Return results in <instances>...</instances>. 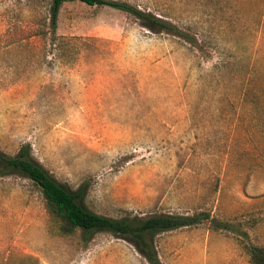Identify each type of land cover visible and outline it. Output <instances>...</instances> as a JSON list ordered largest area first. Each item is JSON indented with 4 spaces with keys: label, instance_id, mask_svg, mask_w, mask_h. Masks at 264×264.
I'll use <instances>...</instances> for the list:
<instances>
[{
    "label": "rangeland",
    "instance_id": "obj_1",
    "mask_svg": "<svg viewBox=\"0 0 264 264\" xmlns=\"http://www.w3.org/2000/svg\"><path fill=\"white\" fill-rule=\"evenodd\" d=\"M113 1L197 41L110 5L65 2L52 21L51 0H0V150L28 144L98 214H209L154 236L162 264H252L243 242L264 247V0ZM0 264L150 263L108 231L58 234L40 189L11 174Z\"/></svg>",
    "mask_w": 264,
    "mask_h": 264
},
{
    "label": "trees",
    "instance_id": "obj_2",
    "mask_svg": "<svg viewBox=\"0 0 264 264\" xmlns=\"http://www.w3.org/2000/svg\"><path fill=\"white\" fill-rule=\"evenodd\" d=\"M72 1H79L87 5H110L134 16L142 26L153 32L170 34L191 45L197 41L195 34L190 32L189 25L178 26L166 17L142 10L127 2L113 0H51L52 21L55 20L61 5ZM11 174L30 179L40 189L46 211L58 234L67 236L75 233L78 229L84 232L108 231L132 243L150 264H162L153 244L156 234L195 225L209 219V214L203 212L191 215L159 213L148 217L129 215L118 218L98 214L82 204L83 186L71 190L58 182L30 155L28 144L22 146L13 156L0 150V176ZM211 224L216 229L223 230L231 229L233 226L232 222L213 218ZM244 235L248 237L246 232ZM243 245L252 264H264L263 246L251 242H243Z\"/></svg>",
    "mask_w": 264,
    "mask_h": 264
},
{
    "label": "crops",
    "instance_id": "obj_3",
    "mask_svg": "<svg viewBox=\"0 0 264 264\" xmlns=\"http://www.w3.org/2000/svg\"><path fill=\"white\" fill-rule=\"evenodd\" d=\"M1 244H2V242H1Z\"/></svg>",
    "mask_w": 264,
    "mask_h": 264
}]
</instances>
